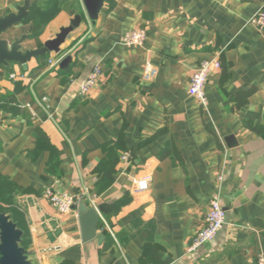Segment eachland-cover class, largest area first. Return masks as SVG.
Listing matches in <instances>:
<instances>
[{"label": "crops", "instance_id": "crops-1", "mask_svg": "<svg viewBox=\"0 0 264 264\" xmlns=\"http://www.w3.org/2000/svg\"><path fill=\"white\" fill-rule=\"evenodd\" d=\"M24 1L0 0V17ZM71 1L39 36L23 22L4 37L25 36L24 50H36L82 17L59 54L26 70L0 65V178L26 191L15 208L30 264H256L264 255V31L250 19L264 0H105L96 24L82 0ZM138 29L147 31L145 45L126 46ZM67 56V67L49 65ZM213 59L222 68L210 76L203 107L190 80ZM97 66L102 75L82 96ZM105 147L130 159L101 187L95 170ZM146 178L149 189L138 191L133 180ZM86 187L105 213L85 243ZM47 189L75 195V211L59 214ZM214 199L225 225L189 251Z\"/></svg>", "mask_w": 264, "mask_h": 264}, {"label": "water", "instance_id": "water-1", "mask_svg": "<svg viewBox=\"0 0 264 264\" xmlns=\"http://www.w3.org/2000/svg\"><path fill=\"white\" fill-rule=\"evenodd\" d=\"M34 1L25 0L23 5L16 7L15 12L0 17V65L9 66L11 63H18L26 70L32 59H39L51 53L59 54L61 46L71 38L72 32L82 22V17L77 16L70 27L62 28L55 39L46 42L43 47L36 50H24L25 36L17 40H9L4 37L14 27L22 24L27 19ZM82 1L90 21L92 24H96L105 0ZM71 61V56L65 57L60 64L61 68L67 67ZM101 213H105L102 206L95 209L89 208L85 203L80 204L79 214L83 242L86 243L96 239ZM22 235L23 233L17 228V225L8 216L0 213V264H30L28 252L20 245Z\"/></svg>", "mask_w": 264, "mask_h": 264}, {"label": "built area", "instance_id": "built-area-1", "mask_svg": "<svg viewBox=\"0 0 264 264\" xmlns=\"http://www.w3.org/2000/svg\"><path fill=\"white\" fill-rule=\"evenodd\" d=\"M250 24L257 28L260 32L264 31V9L258 11L250 19ZM147 41V31L145 29H138L128 33L123 40V43L128 47H143ZM64 57H61L57 61L50 60L49 65L52 67H58ZM222 65L220 60L213 59L210 61L202 62L199 67L193 73L190 85L189 94L198 100L203 107L208 104L206 96V87L209 82L210 76L221 70ZM156 70L148 65L145 69L144 79L146 81H152L156 77ZM102 71L100 66H97L92 71L86 83L81 87L80 94L82 96L88 95L91 90L97 85ZM13 79L18 78L17 75L11 76ZM130 159L129 153H123L121 156L122 163H128ZM98 179L95 178V182ZM221 180V178H220ZM134 185L138 191H147L150 187V179L133 180ZM45 198L50 202L54 209L61 215H69L75 211L78 204V199L75 195L68 193H58L51 189H47L44 192ZM81 199H86L91 204L92 208L97 209L98 197L93 194L89 187H86L82 193ZM226 222V212L223 209L220 201L214 199L210 203L209 211L206 216L204 227L193 238L192 245L189 251H195L201 246L207 245L214 241V239L222 231ZM256 264H264V255L257 256Z\"/></svg>", "mask_w": 264, "mask_h": 264}, {"label": "trees", "instance_id": "trees-1", "mask_svg": "<svg viewBox=\"0 0 264 264\" xmlns=\"http://www.w3.org/2000/svg\"><path fill=\"white\" fill-rule=\"evenodd\" d=\"M74 2L71 0H47L43 5H32L29 16L24 21V24L33 23L35 26L34 37L39 36L43 28L61 11L72 5ZM222 65V64H221ZM112 147H105L108 150L107 159L103 160L102 163L96 168L95 172L100 176L99 186L103 183L113 182V174L115 173V166L121 159L119 155H116L111 150ZM52 152V150H51ZM53 154V153H52ZM122 156V155H121ZM53 165L51 164L50 169ZM98 186V187H99ZM102 187V186H101ZM25 190L20 189L7 179L0 178V213L5 214L10 220L16 224V218L18 210L15 208L16 199L18 196L25 193ZM17 228H21L17 225ZM22 229V228H21ZM20 229V230H21ZM23 235L21 239V247L27 251V238L26 233L21 230Z\"/></svg>", "mask_w": 264, "mask_h": 264}, {"label": "rangeland", "instance_id": "rangeland-1", "mask_svg": "<svg viewBox=\"0 0 264 264\" xmlns=\"http://www.w3.org/2000/svg\"><path fill=\"white\" fill-rule=\"evenodd\" d=\"M1 238V237H0Z\"/></svg>", "mask_w": 264, "mask_h": 264}]
</instances>
